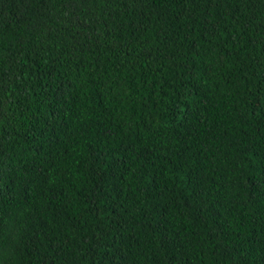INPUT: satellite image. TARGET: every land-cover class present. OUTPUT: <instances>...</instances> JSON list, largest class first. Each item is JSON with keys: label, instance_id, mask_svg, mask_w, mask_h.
I'll return each mask as SVG.
<instances>
[{"label": "trees", "instance_id": "1", "mask_svg": "<svg viewBox=\"0 0 264 264\" xmlns=\"http://www.w3.org/2000/svg\"><path fill=\"white\" fill-rule=\"evenodd\" d=\"M0 264H264V0H0Z\"/></svg>", "mask_w": 264, "mask_h": 264}]
</instances>
